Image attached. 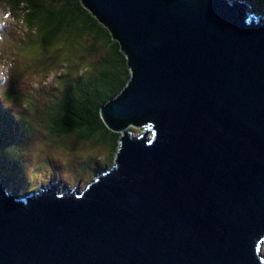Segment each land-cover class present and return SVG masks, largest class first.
I'll list each match as a JSON object with an SVG mask.
<instances>
[{"label":"water","instance_id":"1","mask_svg":"<svg viewBox=\"0 0 264 264\" xmlns=\"http://www.w3.org/2000/svg\"><path fill=\"white\" fill-rule=\"evenodd\" d=\"M82 2L130 61L101 112L124 134L83 191L21 195L0 178V264H264V12Z\"/></svg>","mask_w":264,"mask_h":264},{"label":"rangeland","instance_id":"2","mask_svg":"<svg viewBox=\"0 0 264 264\" xmlns=\"http://www.w3.org/2000/svg\"><path fill=\"white\" fill-rule=\"evenodd\" d=\"M19 16L0 5V117L14 120L0 132L6 171L0 178L12 174L21 195L49 185L83 191L113 165L115 140L108 133L91 143L75 135L56 138L50 118L65 93L100 76L112 53L91 34L63 38L44 50ZM136 129L134 136L143 132ZM13 184L10 189H17Z\"/></svg>","mask_w":264,"mask_h":264},{"label":"trees","instance_id":"3","mask_svg":"<svg viewBox=\"0 0 264 264\" xmlns=\"http://www.w3.org/2000/svg\"><path fill=\"white\" fill-rule=\"evenodd\" d=\"M247 1L252 6L251 10L264 12V0ZM0 5L8 8L14 16L20 15L19 18L23 19L30 32L35 34L32 37L34 42L41 43L44 50L63 38L71 39L86 34L93 35L95 41H101L109 47L112 53L111 62H107L100 76L65 93L62 100L55 104L50 122L56 138L75 135L78 141L91 143L100 140L105 133L110 134L115 140L113 155L111 154V162L114 163L123 132L109 128L101 112L105 105L125 90L132 77L130 61L122 50V45L84 6L82 0H0ZM8 122L13 125V118L0 117V132ZM137 125L129 126L126 129L127 134L132 135V132L139 130L136 128L145 131L150 126L143 122ZM119 128L123 129L121 126ZM1 163L0 160V171L6 173ZM7 175H4V179L8 185L13 182L14 187H21L12 174Z\"/></svg>","mask_w":264,"mask_h":264},{"label":"flooded vegetation","instance_id":"4","mask_svg":"<svg viewBox=\"0 0 264 264\" xmlns=\"http://www.w3.org/2000/svg\"><path fill=\"white\" fill-rule=\"evenodd\" d=\"M253 12V11H252Z\"/></svg>","mask_w":264,"mask_h":264}]
</instances>
